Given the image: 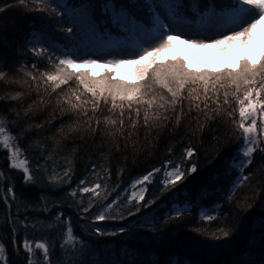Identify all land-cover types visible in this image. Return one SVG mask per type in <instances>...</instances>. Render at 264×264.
<instances>
[{
  "label": "snow or ice",
  "instance_id": "1",
  "mask_svg": "<svg viewBox=\"0 0 264 264\" xmlns=\"http://www.w3.org/2000/svg\"><path fill=\"white\" fill-rule=\"evenodd\" d=\"M19 3L37 14L39 24L33 22L20 46L18 64H10L0 55V152L6 153L7 168L22 177L23 186H36L40 191L29 202L17 193L14 173L0 169V181H6L0 187V203L6 206L0 231L9 235L17 255L23 252L24 264H89L85 241L76 232L72 216L65 214V205L75 210L94 235L128 234L145 225L156 231L155 215L143 220L136 217L137 213L146 216L142 209L153 212L151 206L159 199L155 194L145 199L154 174L163 170L159 188L163 195L182 185L199 168V150L189 140L179 158H165L160 167H152L134 179L132 187L139 185L138 190L126 198L116 194L107 202L115 191L110 160L103 155L89 157L77 177L76 148L67 145L74 136L87 140L99 135L119 151L120 141L131 139L141 128L150 133L153 129L175 131L181 125H194L193 135L207 132L216 144L235 142L231 155L225 158L227 183L204 185L195 197L184 191L185 199L164 214L167 223L195 208L201 222L217 221L219 226L210 233L200 228L194 231L216 239L230 237L234 228L226 223L229 213L223 211L224 205L235 203L237 211L247 212L264 194L262 177L253 187L251 200L236 199L238 190L252 185L257 175L250 168L256 155L264 156V0H210L205 11L192 0ZM12 6L9 0H0V13ZM190 10L205 23L201 24V36L185 39L189 33L177 21L187 20ZM54 30L62 35L63 43L53 38ZM120 32H142L143 36L131 51L119 42L102 53L82 50L78 43L103 41ZM177 45L186 46L187 54L166 57ZM84 48H88L86 43ZM27 56L32 57L31 64L26 62ZM129 66H134L133 74L122 75ZM93 69L102 71L97 74ZM33 93L36 99L24 107L23 101ZM48 105L60 115L68 114L69 123L61 124L56 130L59 135L34 136L22 146L21 141L33 129L50 124L51 119L39 124L26 122L23 127L21 122L28 120L34 106L39 110ZM48 140L54 142L51 150ZM167 152L173 153V147ZM124 171V166L118 167L116 177ZM218 179L220 173L213 176V180ZM210 197L215 199L206 203ZM259 206L264 211V199H259ZM21 207L24 213L31 209L33 214L21 213ZM116 220L125 223L110 230L113 225L107 222ZM56 227L60 229L58 244L55 238L51 243L29 238L30 229ZM21 232L23 238L19 239ZM250 244L259 247L258 258L245 251L234 264H264V224ZM0 264H9L3 239Z\"/></svg>",
  "mask_w": 264,
  "mask_h": 264
},
{
  "label": "trees",
  "instance_id": "2",
  "mask_svg": "<svg viewBox=\"0 0 264 264\" xmlns=\"http://www.w3.org/2000/svg\"><path fill=\"white\" fill-rule=\"evenodd\" d=\"M14 6L0 13V55L5 56L10 64H18L21 59L20 46L24 43V39L30 32L33 22L39 24L37 14L29 11L19 3V0H9ZM201 11L206 10V5L210 0H192ZM191 8V5H189ZM177 22L182 23L189 28H200L202 21L199 14L189 11L187 20L180 19ZM115 32V30H113ZM143 33H130L120 32L112 35L103 41H80L79 44L97 46H113L117 42L122 46L134 45L137 41L141 40ZM53 38L60 40L63 43L62 35L58 30H54ZM6 42V43H5ZM74 49V48H73ZM26 62L31 64L32 57L27 56ZM36 99L35 93L31 97L23 101V106L31 100ZM15 103V102H12ZM55 104L53 99L52 105ZM52 105H48L43 109H37L35 106L29 114L27 121L21 122L30 123L35 121L39 124L41 121L51 119L50 124H45L39 129H33L26 139L21 141L22 146H27L34 136L51 137L53 134L59 135L56 130L69 123L68 114L60 115L59 111L53 110ZM11 106V104H9ZM55 116V118H52ZM191 127H194L191 126ZM191 127L179 126L175 131H169L168 128L153 129L150 133L141 128L136 135L131 139L121 140L120 149L116 151L113 145L101 138L99 135L91 137L87 140H80L78 137H72L67 141L68 147L76 148L75 165L76 176L79 177L85 169V162L92 157L97 159L102 155L110 160L112 166V180L111 184L115 186V191L109 197L107 202H110L116 194L122 198L129 196V187L131 182L138 178L139 175L150 170L152 167H160L165 158L177 159L183 153V148L187 146L189 140L194 144L198 150L197 162L199 168L197 173L188 177L182 185L173 188L170 192H165L160 195L159 188L162 186L163 170L154 174L153 182L148 186L145 192V199L150 198L153 194L158 195L159 199L151 206L153 212L148 213L147 210L142 209L146 216H141L140 213L136 214L138 219H152L153 215L157 217L155 221L156 231H152L147 225L144 227H137L128 234L117 233L116 235H94L91 228L87 227L85 222L75 213V210L63 206L65 214L72 216V223L76 225V232L82 234L85 241V251L88 256L89 264H234L240 258L241 253L251 251L256 258H258L260 249L258 246L250 244L253 237L258 238L261 230V225L264 220V211L259 206V199H264V194L257 199L253 208L247 212L237 211L235 203L229 205L225 204L223 211L229 213L226 223L233 226L234 231L228 238L216 239L215 237L202 232H196L194 229H207L210 233L215 227L219 226V222L212 223L201 222L197 209H192L184 217L172 222H164V214L169 211V208L175 206L178 202H182L185 197L182 194L187 191L191 197H195L200 188L204 185L213 186L215 184L227 183L223 175L225 168V158L230 156L235 142L228 144H216L211 135L207 132L202 136L197 133L192 134ZM18 131V129H17ZM53 141H47L49 150L53 147ZM173 147V153H168L167 148ZM127 157V164L124 165V157ZM134 158V160H133ZM264 163V156L256 155L251 169L257 171L254 176L252 185L242 187L238 190L236 199H252V190L255 185L260 183L264 177V168L261 164ZM120 166L125 167L124 173L119 178L116 177V169ZM0 168L7 174L9 171L14 173V180L18 194H23L24 197L32 202L39 195V189L36 186H23L22 177L15 174V170H9L6 166V153L0 152ZM220 173V179L213 180V176ZM91 179V177H90ZM6 185V181H5ZM1 187V181H0ZM63 191H67V186H64ZM57 195L61 194L58 190ZM87 195V194H86ZM215 197H210L206 203H210ZM134 200V198H133ZM6 206L0 203V224L4 221V212ZM102 210V209H101ZM91 211V210H90ZM15 213V207H13ZM21 213L32 215L31 209L24 213V208L21 207ZM47 213H42V216H47ZM132 220L131 217L127 218ZM90 223V222H89ZM102 223V222H97ZM107 223L113 225H122L125 221L116 220L108 221ZM58 227L53 229L39 228L36 230H29L30 239H43L45 242L51 243L55 238L57 244L59 243ZM19 239L23 238V233L17 234ZM0 239L7 243V255L9 257V264H18L16 252L13 250V244L4 231H0ZM19 239L17 243H19ZM59 251V249H57ZM42 254V250H40ZM21 264H24V254L18 255Z\"/></svg>",
  "mask_w": 264,
  "mask_h": 264
},
{
  "label": "rangeland",
  "instance_id": "3",
  "mask_svg": "<svg viewBox=\"0 0 264 264\" xmlns=\"http://www.w3.org/2000/svg\"><path fill=\"white\" fill-rule=\"evenodd\" d=\"M177 24L179 26H182L183 30L189 33V35H186L184 37L185 39L196 38L197 36H201L202 28L201 29L200 28L193 29L192 27L191 28H189L188 26L186 27L182 23H179V22H177ZM213 31H215V29H213ZM207 34H211V32H209ZM213 38H215V36H213ZM137 42H139V41H137ZM79 45H80L82 50H91L93 52H98V53H102L103 51H108L111 48V46H109V45L106 46L105 48H103L102 46L96 48L97 46H94V45H92V43H90V45H88V48L85 49L83 45H81V44H79ZM134 46H135V44L134 45H125V46H123V48L126 49V50L131 51V50H134ZM152 46H154V45H152ZM73 50H75V48ZM186 54H187L186 46L177 45V47L172 52L166 53L165 55H166V57L170 58V57L175 56V55H186ZM122 58H127V57H122ZM93 71L98 74L102 70L93 69ZM133 71H134V66H129V67L123 69L121 74L122 75H126V76H130V75L133 74ZM138 189H139V185H137L135 188H133L132 187V182H131L129 190H128L129 191V195H131L133 191H136Z\"/></svg>",
  "mask_w": 264,
  "mask_h": 264
},
{
  "label": "water",
  "instance_id": "4",
  "mask_svg": "<svg viewBox=\"0 0 264 264\" xmlns=\"http://www.w3.org/2000/svg\"><path fill=\"white\" fill-rule=\"evenodd\" d=\"M4 186H5V181H1V187H4ZM16 256H17V262H18V264H21L20 261H19V259H18V255L17 254H16Z\"/></svg>",
  "mask_w": 264,
  "mask_h": 264
}]
</instances>
